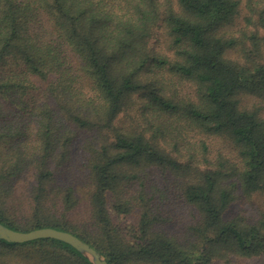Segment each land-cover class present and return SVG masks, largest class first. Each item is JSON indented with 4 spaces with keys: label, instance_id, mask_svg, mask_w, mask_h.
Wrapping results in <instances>:
<instances>
[{
    "label": "trees",
    "instance_id": "obj_1",
    "mask_svg": "<svg viewBox=\"0 0 264 264\" xmlns=\"http://www.w3.org/2000/svg\"><path fill=\"white\" fill-rule=\"evenodd\" d=\"M256 194L264 0H0L1 223L214 264L264 255V209L226 217ZM0 264L92 263L39 238L0 239Z\"/></svg>",
    "mask_w": 264,
    "mask_h": 264
},
{
    "label": "water",
    "instance_id": "obj_2",
    "mask_svg": "<svg viewBox=\"0 0 264 264\" xmlns=\"http://www.w3.org/2000/svg\"><path fill=\"white\" fill-rule=\"evenodd\" d=\"M39 238H53L66 242L86 256L92 264H108L106 257L91 244L72 232L54 228L39 227L29 231L11 228L0 222V239L8 242L23 243Z\"/></svg>",
    "mask_w": 264,
    "mask_h": 264
},
{
    "label": "rangeland",
    "instance_id": "obj_3",
    "mask_svg": "<svg viewBox=\"0 0 264 264\" xmlns=\"http://www.w3.org/2000/svg\"><path fill=\"white\" fill-rule=\"evenodd\" d=\"M246 0H243V7ZM163 31L160 30L159 33ZM261 209H264V198L260 194H256L246 201L240 200L231 205L230 209L226 213V217H231L237 214H244L246 216L254 217L258 215ZM124 222V220L122 221ZM214 264H264V255L256 256L248 259H240L235 257H229L224 259H218Z\"/></svg>",
    "mask_w": 264,
    "mask_h": 264
}]
</instances>
